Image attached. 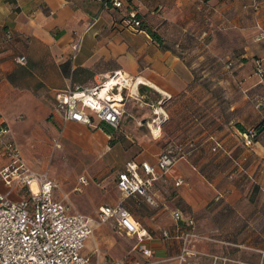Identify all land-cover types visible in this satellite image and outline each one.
Returning a JSON list of instances; mask_svg holds the SVG:
<instances>
[{"label":"crops","instance_id":"1","mask_svg":"<svg viewBox=\"0 0 264 264\" xmlns=\"http://www.w3.org/2000/svg\"><path fill=\"white\" fill-rule=\"evenodd\" d=\"M153 3L157 5L152 9ZM195 5L196 0H142L137 4V9L148 25L168 41L167 44L176 47L186 42L189 36L199 38L202 35L201 38L204 40L207 37L205 39L208 41L216 36L215 30L198 26V19L194 26L189 8L191 10ZM158 7L163 10L157 11ZM127 12V9L104 10L100 0H0V124L10 128L12 138L31 169H44L45 153H50L47 144L50 136L56 132L55 124L63 125L69 136L77 138V134L86 128L96 131L99 136H108L98 127L99 124L90 127L65 122L57 108L56 94L75 83L95 86L116 71H123L134 79L130 91L137 101L132 108H125L127 117L135 122L126 124L123 119L125 123L122 121L121 126L124 124L126 132L135 133L140 143L153 141L156 146L151 154L146 150L134 162H148L157 167L162 154L157 142L165 139L163 127L173 117L167 105L176 104L171 110L179 111V115L182 106H185L181 102L184 94H188L185 100L191 96L187 111L202 107V115L199 118L195 116L191 132L196 140L205 144L211 122L210 103H205V98H202V103H196L198 98L194 95L205 94L204 89H190L195 80V63L203 61L204 57L190 54L184 57L162 50L146 31L133 32L129 29ZM96 18L98 22L93 24ZM220 19L224 21V16ZM220 31L225 33L224 29ZM81 37V49L74 60L72 45ZM214 42H217L216 39ZM19 56L27 58L26 65L16 62ZM148 93L158 97L157 105L147 101ZM172 121L177 127L181 122L174 117ZM137 122L155 127V136L152 138L139 132ZM198 127H202L200 135L196 131ZM241 139L243 141L242 136ZM247 152L245 155V152L237 153L234 157L237 159L238 173H245L251 179L253 188L248 199L243 196L226 198L224 191L216 187V182L212 183L203 176L189 157L180 160L169 175H163L158 168L161 179L155 183L151 193L162 209L155 214L140 212L138 209L142 204H149L140 197H125L118 186L105 188L89 185L80 192L82 197H76V194L74 201L69 199L70 202H66L71 206V212H80L96 219L101 207L123 203L127 208L129 206L138 222L141 237H129L112 223L96 221L93 223L94 235L83 254L98 264H111L114 261H123L124 264H179L181 238L193 232L199 238L192 239L190 247L198 255L202 253L212 258V254L223 251V246L213 241V237L219 234L226 239L219 241L226 246V250L232 246L248 249L256 261L251 264H264V133L254 148ZM232 153L227 152L229 156ZM200 154L204 155L196 150L194 159ZM202 159L205 160V157ZM6 163L0 151V171ZM70 175L67 172V186L73 185L77 179L72 173ZM178 180L184 183L177 186ZM0 193H9L1 180ZM25 195V191L10 194L13 200H22ZM54 197L63 200L60 188L55 191ZM222 197L239 213L234 224L223 227L216 225L211 217L209 221L198 218V213ZM135 203L138 204L136 209ZM182 205L186 210L181 209ZM247 210L252 211L250 215L245 214ZM176 213L182 214L181 221L176 219ZM198 227H201L202 233ZM233 233V238L240 242L237 245L229 240ZM141 239L144 245L153 250V257H146L138 249ZM190 260L200 264L205 258L196 256Z\"/></svg>","mask_w":264,"mask_h":264},{"label":"rangeland","instance_id":"2","mask_svg":"<svg viewBox=\"0 0 264 264\" xmlns=\"http://www.w3.org/2000/svg\"><path fill=\"white\" fill-rule=\"evenodd\" d=\"M261 1L263 2L262 7L258 13H254L250 7L252 0H196L194 8L192 7L191 10L189 8L191 15H193L194 26L196 19H198V26L203 25L215 30L214 35L216 36L209 40L211 46L209 41L205 39L207 37L204 38V41L201 38L202 35L199 38L189 36L190 39H185L187 42L185 50H179L184 57H188V54L194 57H204L203 61L195 63L194 87L204 89L205 94H195L194 96L198 98L196 103H202V98H205V103H210L211 108V122L208 127V136L204 139L205 144L201 140H197L196 145L197 150L199 148L204 155H197V158L191 162L198 167L203 176L208 177L212 183L213 181L216 182V187L218 190L224 191L226 198L231 199L242 196L248 199L251 188H253L248 175L238 173L237 165L233 159L237 153L245 152V155L250 150L242 143L238 124L246 128H254L264 121V107L259 106L264 101V77L261 78L260 75H257L255 69L258 60L263 61L264 64V39H262L264 34V0ZM156 5V3L151 4L152 9ZM160 10L163 9L158 7L157 11ZM223 16L224 21L220 19ZM220 29H224L225 33L219 32ZM214 39L217 42L213 43ZM230 63L232 66L229 69L228 64ZM128 93L129 91L125 90L123 94L124 108L126 109L132 108L133 104L137 102L133 97H129ZM146 99L152 105L158 104V97L154 93H148ZM185 99L186 97L181 101L183 104L188 103L191 96L188 101ZM174 105L176 104L168 103V112L173 113L177 122L182 119L185 122L181 121V128L177 131L178 128L174 126L172 121L173 117L169 115L171 119L163 127L165 139L157 142L162 153L173 148L177 143L183 142L185 144L188 140H196L191 131L193 120L202 115V107L199 108V113L197 110L187 111L186 106H182L183 110H180L178 115L177 112L179 111L171 110ZM218 116H220V121ZM125 117L126 124L135 122L131 117L126 119ZM123 122L125 123V121ZM94 125H98V122L96 121ZM54 129L56 132L50 136L47 144L50 147V153H45L46 164L44 169H32L38 173H47L51 180L53 179L59 184L60 194L62 196L68 195L69 199L73 201L76 194V197L83 196L82 193L74 192L80 176H87L90 179V186L94 184L105 188H117L118 174L125 170L129 161L137 160L139 154L146 150L148 154L156 150L153 141L146 144L140 143L135 137V133L131 134L125 131L124 124L111 136H99L96 131L86 128L77 134V138L73 135L69 136L63 125L55 124ZM153 129L155 127L143 125L141 122L137 124L139 132L148 134L152 138L155 136ZM196 131L201 132L202 127H198ZM209 137L221 140L226 151L233 152L231 156L229 157L225 151L214 152L212 150L214 145L212 140H208ZM56 141L60 142L61 147H55ZM173 150L175 149L173 148ZM203 156L205 160L202 159ZM214 166L218 168L215 169ZM67 172L68 176L71 177L70 174L72 173L77 177L73 185L67 186L69 184V181L66 180ZM233 190L236 191L233 192ZM89 201L95 204L94 200L90 199ZM216 202L198 213V218L209 221L208 218L211 217L216 225L223 227L234 224L233 221L239 213H236L235 209L223 197L220 202ZM136 204H133L135 209L138 208ZM182 207L183 210H186L185 206L182 205L181 209ZM161 209L162 207L155 208L142 204L138 210L142 213L147 211L150 214H155ZM251 212V210H247L245 214L250 215ZM200 228L198 227V229ZM199 231L201 232V229ZM215 236L212 240L218 246H223V251H218L212 256L228 258L231 261L227 264H234L235 261L246 264L256 262L252 259L250 250L236 246L226 250V246L219 242L226 241V239H223L219 234ZM233 237L234 233L229 238L230 242L236 245L240 243L236 237ZM197 256L205 258L206 262L211 260L208 263L202 260L200 264H213L214 262L213 258L207 257L205 254L199 253ZM218 264H224V262L219 261Z\"/></svg>","mask_w":264,"mask_h":264},{"label":"built area","instance_id":"3","mask_svg":"<svg viewBox=\"0 0 264 264\" xmlns=\"http://www.w3.org/2000/svg\"><path fill=\"white\" fill-rule=\"evenodd\" d=\"M104 10H123L131 6L127 23L133 32H139L141 22L137 19L138 6L142 0H100ZM251 7L256 13L262 7L260 0H252ZM98 22L96 18L93 22ZM262 39H264V34ZM261 40V39H260ZM83 37L72 45L73 59L76 60L81 49ZM16 62L26 65L25 56L16 58ZM257 74L263 76V61L257 62ZM134 79L123 71H116L95 86L72 84L65 90L56 94L57 108L62 113L65 122H76L86 126H94L104 122L114 129H119L125 117L124 92L130 89ZM99 127V125H98ZM248 149L256 145L254 138L256 132L241 135ZM56 147H61L56 141ZM221 147L217 143L214 151ZM0 151L7 163L0 171V180L8 188L9 193H0V264H98L83 254L88 241L94 235L93 223H112L119 231L129 237L138 236L139 224L130 210L123 204L117 206H103L98 217L92 218L80 212H71L69 196L64 195L63 200H56L55 191L58 184L51 180L47 173H38L30 168L22 152L12 138L11 130L0 124ZM186 158L185 154L176 153L173 148L162 153L157 167L148 162H128L125 170L118 175L117 186L121 193L127 197L143 198L150 206L160 207L159 202L151 193L155 183L161 179L158 171L169 175L178 162ZM184 183L178 180L176 185ZM90 185L87 176H81L75 192H83ZM22 200H13V192L22 193ZM178 221L182 214L176 213ZM193 224V223H192ZM199 238L193 232L184 234L181 238V254L179 264H199L191 261L197 253L191 247L192 239ZM201 238V237H200ZM138 246L143 254L151 258L154 252L143 244ZM213 264L231 260L228 258L212 256ZM111 264H124L123 261H114ZM234 264H246L235 261Z\"/></svg>","mask_w":264,"mask_h":264},{"label":"trees","instance_id":"4","mask_svg":"<svg viewBox=\"0 0 264 264\" xmlns=\"http://www.w3.org/2000/svg\"><path fill=\"white\" fill-rule=\"evenodd\" d=\"M261 1V0H260ZM262 2V1H261ZM263 3V2H262ZM251 7V6H250ZM127 10H128V15H127V19H130V17H129V14H130V12H131V10H133V8L131 7V6H129V7H127L126 8ZM251 9L253 10V12L254 13H256L255 11H254V9L251 7ZM137 19L141 22V25H140V27H139V32L140 31H146L150 36H151V38L159 45V47L162 49V50H164V51H172L173 53H178V54H180V55H182L181 53H180V51L179 50H185L184 48H186V43L187 42H184V43H180V45H177L176 47H174V46H170L169 44H167V40L166 39H164V37L160 34V33H158L157 31H154L153 30V28H151L149 25H148V23L146 22V20H145V18H144V16L143 15H141L139 12H138V14H137ZM190 39V38H189ZM245 59V58H244ZM258 61H260V60H258ZM257 61V62H258ZM244 62H246V60H244ZM257 62H256V64H255V69H256V74H257ZM231 66H232V64L230 63V64H228V68L230 69L231 68ZM194 73L196 74V70L194 71ZM258 75V74H257ZM264 77V74H263V76H261V78H263ZM194 83H195V80H194V82L191 84V90H193L195 87H194ZM198 88V87H197ZM187 95L188 94H184L181 98H185V97H187ZM188 101V100H187ZM188 103H191V101H189ZM188 103H186L185 104V106H186V110H188L190 107L189 106H187V104ZM259 106L260 107H264V101L263 102H261L260 104H259ZM200 109H198L197 111H199ZM187 120V119H186ZM183 122H185V120L183 119L182 120ZM205 124H207V122H206V120H205ZM180 125H181V122H180ZM175 126L176 128H178L179 129V127H181V126ZM99 127L100 128H102L103 129V131L106 133V134H108L109 136H111V135H113L114 133H115V131L116 130H119V129H114V128H112L111 126H109L108 124H106V123H104V122H101L100 124H99ZM177 129V130H178ZM238 129L240 130V132H241V134L240 135H242V134H245V133H249L251 130H253V131H255L256 132V134H257V136L254 138V141L257 143V142H259L260 141V139H261V135L264 133V121L263 122H261L259 125H257L256 127H254V128H246V127H244L243 125H241V124H238ZM211 140H212V142H213V148H212V150L214 151V148H216L217 147V143H220L221 144V147L220 148H218L217 149V151H214V152H220V151H225L226 152V154H227V151H226V148H225V146H224V143L221 141V140H219V139H216L215 137H211ZM197 140H188L185 144H183V142L182 143H177V144H175V146L173 147L174 149H175V151H176V153H182V154H185L186 155V157H189V159L190 160H193L194 159V157H196L195 155H193L195 152H196V150H197V148H196V145H197ZM243 145H245L244 144V140H243ZM246 147V146H245ZM187 149H188V151H187ZM198 150H199V148H198ZM228 155V154H227ZM229 156V155H228ZM230 157V156H229ZM234 159V161L236 160V158L234 157L233 158ZM205 176V175H204ZM208 178V177H207ZM209 179V178H208ZM217 202H220V199L219 200H217ZM216 202V203H217Z\"/></svg>","mask_w":264,"mask_h":264},{"label":"bare ground","instance_id":"5","mask_svg":"<svg viewBox=\"0 0 264 264\" xmlns=\"http://www.w3.org/2000/svg\"><path fill=\"white\" fill-rule=\"evenodd\" d=\"M155 130V129H154ZM155 133V132H154ZM156 134H158V133H156Z\"/></svg>","mask_w":264,"mask_h":264}]
</instances>
